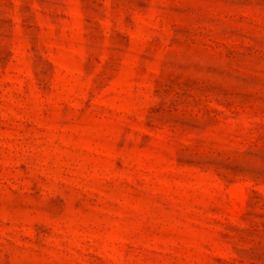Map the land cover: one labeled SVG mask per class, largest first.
I'll return each mask as SVG.
<instances>
[{"label":"rangeland","instance_id":"374dc122","mask_svg":"<svg viewBox=\"0 0 264 264\" xmlns=\"http://www.w3.org/2000/svg\"><path fill=\"white\" fill-rule=\"evenodd\" d=\"M0 264H264V0H0Z\"/></svg>","mask_w":264,"mask_h":264}]
</instances>
